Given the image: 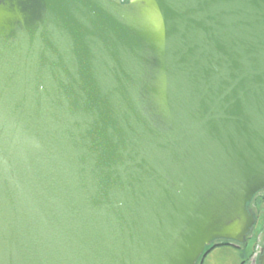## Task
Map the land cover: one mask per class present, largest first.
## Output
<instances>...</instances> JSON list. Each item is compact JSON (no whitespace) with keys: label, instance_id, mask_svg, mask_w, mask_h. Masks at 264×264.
I'll use <instances>...</instances> for the list:
<instances>
[{"label":"water","instance_id":"1","mask_svg":"<svg viewBox=\"0 0 264 264\" xmlns=\"http://www.w3.org/2000/svg\"><path fill=\"white\" fill-rule=\"evenodd\" d=\"M263 190L264 0H0V264H197Z\"/></svg>","mask_w":264,"mask_h":264},{"label":"rangeland","instance_id":"2","mask_svg":"<svg viewBox=\"0 0 264 264\" xmlns=\"http://www.w3.org/2000/svg\"><path fill=\"white\" fill-rule=\"evenodd\" d=\"M250 208L257 213V222L247 243L241 248L218 245L206 253L200 264H251L259 240L264 247V191L254 197Z\"/></svg>","mask_w":264,"mask_h":264},{"label":"trees","instance_id":"3","mask_svg":"<svg viewBox=\"0 0 264 264\" xmlns=\"http://www.w3.org/2000/svg\"><path fill=\"white\" fill-rule=\"evenodd\" d=\"M124 2H126L127 0H123ZM264 191V190H263ZM260 192H262V191H260ZM259 192V193H260ZM258 193V194H259ZM257 196V195H256ZM251 204V203H250ZM249 208H250V205H249ZM254 215L257 217V213L255 214L254 213ZM229 245V246H233V247H235V248H241L242 247V245L244 246L245 244H240V246H237V245H239L238 243H235V242H228V241H225V240H222V241H218V242H216V244L213 246V247H210V249H209V251L211 250V249H213V248H215L216 246H218V245ZM197 264H200V261L197 263Z\"/></svg>","mask_w":264,"mask_h":264},{"label":"flooded vegetation","instance_id":"4","mask_svg":"<svg viewBox=\"0 0 264 264\" xmlns=\"http://www.w3.org/2000/svg\"><path fill=\"white\" fill-rule=\"evenodd\" d=\"M250 211L253 213V210L251 208H250ZM262 247L263 245L260 244V240H259L258 245L253 253L251 264H259L260 250Z\"/></svg>","mask_w":264,"mask_h":264}]
</instances>
